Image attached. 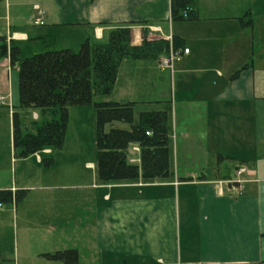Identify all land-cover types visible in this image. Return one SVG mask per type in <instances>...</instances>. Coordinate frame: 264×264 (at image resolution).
<instances>
[{
  "label": "crops",
  "instance_id": "1",
  "mask_svg": "<svg viewBox=\"0 0 264 264\" xmlns=\"http://www.w3.org/2000/svg\"><path fill=\"white\" fill-rule=\"evenodd\" d=\"M187 11L190 18L173 21L170 0H0V177L10 176L0 189L25 190L22 211L41 233L56 229V207L44 192L58 187L36 182L50 148L24 158L14 148L13 115L22 108L10 48L27 42L36 53L47 39L69 49L104 43L109 28L130 22L133 34L154 27L171 47L179 39L170 67L162 56L123 60L104 98L133 102V112H166L169 176L104 183L96 161L86 162L95 171L91 184L71 187L84 199L74 204L75 241L82 244L74 249L88 251L90 264H264V0H195ZM29 110L35 125L41 114ZM233 113L240 121H230ZM131 152L129 160L139 163L138 147ZM11 205L0 207V241L2 220L18 209Z\"/></svg>",
  "mask_w": 264,
  "mask_h": 264
},
{
  "label": "trees",
  "instance_id": "2",
  "mask_svg": "<svg viewBox=\"0 0 264 264\" xmlns=\"http://www.w3.org/2000/svg\"><path fill=\"white\" fill-rule=\"evenodd\" d=\"M195 0H170L173 21L190 18L187 9ZM187 16H183V12ZM135 22L115 25L107 30L104 43L84 41L75 52L69 48L42 50L29 57H20L18 46L9 50L11 66L17 64V107L34 109L45 120L34 131L22 133L17 113L13 115V145L21 158L43 149L63 147L69 121V108L93 106L96 148V171L100 182L115 183L165 179L169 176L170 145L167 114L164 111L140 112L134 121L133 102L105 100L111 95L121 62L155 60L169 50L167 39L147 38V29H140L138 41H133ZM179 39H172L177 50ZM6 54L4 44L0 56ZM100 97L101 100H95ZM124 122L127 128L115 127ZM139 149V163L129 160L131 147ZM52 158L43 165L49 168ZM25 190L0 189V203L21 201ZM47 259L77 264L74 248L44 253Z\"/></svg>",
  "mask_w": 264,
  "mask_h": 264
},
{
  "label": "rangeland",
  "instance_id": "3",
  "mask_svg": "<svg viewBox=\"0 0 264 264\" xmlns=\"http://www.w3.org/2000/svg\"><path fill=\"white\" fill-rule=\"evenodd\" d=\"M134 35H138V32L133 34V41H138L137 37ZM147 38L154 39L157 37L147 32ZM59 41L44 40L45 43L41 42L37 44L39 47L38 50L63 48ZM17 45L21 50L20 57H29L34 54L32 49L33 45L30 43L21 42ZM170 47L169 44V50ZM78 48L79 45H74L70 49L76 52ZM15 68L16 66L14 65L13 72L16 73ZM95 100H101V98L95 97ZM17 111L20 129L23 132H25V130L33 131L35 125L33 124L34 120L32 119L31 110L22 108ZM139 114V109H135L134 121H137ZM233 114L234 118L232 120L230 118V121L234 123L240 121L238 118L239 115ZM229 117L230 115H228V119ZM46 118L48 117L40 116L37 124L41 123ZM94 121L93 106H74L69 108V121L63 147L60 150L50 149V153L45 154V156L41 153L44 157L52 158L53 164L48 169L44 170L45 174L41 171L39 173V180L36 181L47 184L45 186L52 185L53 187H58L44 192L50 195L51 202L56 207L52 210L53 218L51 219L53 223L55 220H58L55 223L56 229L48 234L41 233V229L37 225L31 224L28 222V219L25 218V213L22 211L25 205L18 201L16 214L15 212L10 213L7 220H2L4 224L3 236L0 241V264H65L63 261L47 259L45 256H42V254L43 252L54 253L57 250L75 248V246L81 247L82 244L75 241V220L73 219V212L74 204L78 206V203L84 202V199L79 201V194L71 186L78 183L91 184L92 174H94L95 171L91 168H87L85 164L86 162H95L96 160ZM113 124L115 127H128L124 122H114ZM246 148L247 145L244 146V150H246ZM199 153V151H194L192 155L194 157L202 156V153ZM258 153L264 154V144L258 146ZM197 161L198 160L192 157L188 162L193 164V168L196 172H201L202 167ZM44 175L45 180L48 182L43 183ZM230 175L236 178L234 168H231ZM7 179H10L9 174L1 176L0 184L6 183ZM130 190L132 191L133 189ZM137 190L136 188V192ZM141 190L148 191L143 189V187ZM148 192L153 193L154 190ZM34 197V199H36L37 195L34 194ZM3 206L9 209L12 207L11 203H4ZM30 221L32 220L30 219ZM42 237L45 238V241H42ZM78 253L80 254V264H90L91 259L87 258L89 255L88 251L86 253L85 250L80 249Z\"/></svg>",
  "mask_w": 264,
  "mask_h": 264
},
{
  "label": "built area",
  "instance_id": "4",
  "mask_svg": "<svg viewBox=\"0 0 264 264\" xmlns=\"http://www.w3.org/2000/svg\"><path fill=\"white\" fill-rule=\"evenodd\" d=\"M183 16L184 17L187 16V12L186 11L183 12ZM156 31H158V30L156 28H154V27H150L148 29V33H152L153 34ZM167 39L169 40V44L171 46V38L170 37H167ZM182 52L183 53H187L188 52V49L185 48V49H183ZM178 55H179V52L177 50L172 49V47H170L169 52L166 55H164V56L161 57L160 62H161V64L163 66L170 67L173 59L175 57H177ZM244 170H245V168L244 167H241V168L238 169V173H241ZM0 207H2V203H0Z\"/></svg>",
  "mask_w": 264,
  "mask_h": 264
}]
</instances>
